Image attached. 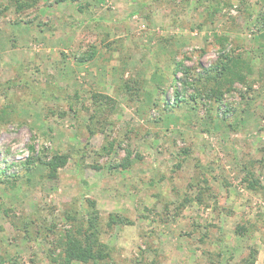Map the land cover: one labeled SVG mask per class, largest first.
I'll return each instance as SVG.
<instances>
[{"label": "rangeland", "instance_id": "374dc122", "mask_svg": "<svg viewBox=\"0 0 264 264\" xmlns=\"http://www.w3.org/2000/svg\"><path fill=\"white\" fill-rule=\"evenodd\" d=\"M224 1L208 19L207 0H0V167L68 155L54 178L0 186L2 264H57L47 253L91 201L109 253L97 264H215L219 249L240 264L251 248L264 264V0ZM218 36L251 69L222 96L230 113L164 109L183 66L216 61ZM94 92L111 99L104 116ZM127 149L140 159L124 169Z\"/></svg>", "mask_w": 264, "mask_h": 264}, {"label": "trees", "instance_id": "16d2710c", "mask_svg": "<svg viewBox=\"0 0 264 264\" xmlns=\"http://www.w3.org/2000/svg\"><path fill=\"white\" fill-rule=\"evenodd\" d=\"M207 1L208 2L205 8L208 19L220 12L224 6L230 5V3L225 2L224 0ZM78 8L80 11L81 7ZM216 38L218 42L221 43V52L216 61L210 64L208 67H202L201 70L195 73H193L189 67L183 66V77L180 79L181 86L175 85L173 89V105L165 106L164 109L171 110L174 108L173 106L183 107L191 100L194 104H197L198 102L201 103L203 101L206 102L208 104L206 111L208 112L209 116L211 110L213 109L212 107L214 106L216 107V113L221 112L222 116H226L230 113V110L232 109L227 103L223 102L222 96L224 92L230 90L231 85L234 82L244 83L246 81V73H248L251 69L247 61L243 58L242 54L236 53L234 51L235 49H225L224 43L227 40L226 38L221 36ZM168 40L164 39L165 42ZM162 47L164 48L165 46L163 45ZM88 57L90 58L91 55ZM179 66H181V64L176 63L175 67L173 68V81L177 80L176 71L178 70ZM153 79L155 81V76H153ZM186 88L193 89L192 93L187 94V97L184 95ZM91 97L92 103L95 104V113H97V116H104L105 110L108 109L107 107H109L107 106V102L111 101L110 97L99 92L92 93ZM194 108L195 105L190 107V109ZM171 113L175 114L173 116H177L176 113L172 111ZM93 118L94 116L89 117V120L92 124ZM160 118L161 117H159V119ZM97 120L98 117L95 121L97 122ZM207 122L210 125H214L215 121L213 119H209ZM94 129V126H89V133L91 135L94 134ZM110 145L112 146L113 143ZM30 149L31 151H34L32 146H30ZM132 154L133 153L131 150L127 149L125 157L119 166L125 169L134 164L136 159H140L138 154ZM67 159L68 155L53 153L48 160H41L39 155H33V153H31L22 161L19 160L18 163H13L12 161L11 163L7 164V161L4 158V167H0V186L4 187L6 190H14L19 184L23 182H29L35 173L38 172V168L40 167L44 169V173L46 174L47 178H54L57 175L59 167L64 166L67 162ZM16 166L22 168L23 172L20 173V171H15L11 173L10 169ZM202 180L204 183H208L206 178ZM248 183L250 185L254 184L252 180H248ZM94 205V201L89 202L87 219L80 222L79 226L71 230H62V233H59L53 248L50 250V253H47V258L50 261L56 262L57 264H71L73 262L87 263L89 261H93L94 264H97L98 261L105 260L109 257V253L106 250V245L98 241V233L101 231V223L98 210L93 207ZM107 217V226H111L116 222H121V217L119 218L117 213H110ZM128 223L131 224L132 221H128ZM24 228L25 232L28 233L27 226ZM245 231H247V229L244 227V225H237L234 229V232L237 235H243L245 234ZM204 236L205 234H203V237ZM220 241L222 242L223 240L220 239ZM56 249H58L59 252L55 254ZM256 254L257 250L255 248H251L249 255L243 258L240 264H253ZM218 255L219 261H214V263L222 264L225 260L224 251L219 249ZM154 263V261L150 262V264ZM0 264L2 263L0 262ZM140 264H146V262L141 261Z\"/></svg>", "mask_w": 264, "mask_h": 264}]
</instances>
